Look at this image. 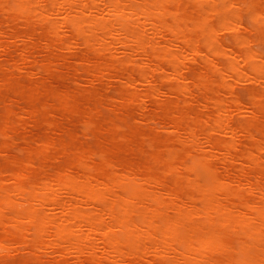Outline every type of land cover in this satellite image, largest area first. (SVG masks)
Listing matches in <instances>:
<instances>
[{"label":"bare ground","instance_id":"6f19581e","mask_svg":"<svg viewBox=\"0 0 264 264\" xmlns=\"http://www.w3.org/2000/svg\"><path fill=\"white\" fill-rule=\"evenodd\" d=\"M0 264H264V0H0Z\"/></svg>","mask_w":264,"mask_h":264},{"label":"rangeland","instance_id":"374dc122","mask_svg":"<svg viewBox=\"0 0 264 264\" xmlns=\"http://www.w3.org/2000/svg\"><path fill=\"white\" fill-rule=\"evenodd\" d=\"M131 26H132V27H139V26H141V24L132 23ZM155 41H158V38H155ZM116 47H117V46H115L114 50L116 49ZM114 50H113V51H114ZM79 51H80V50H79ZM114 52L116 53L117 50L114 51ZM112 53H113V52H112ZM132 56H133V58H134L135 60H137V58H136L134 55H132ZM139 63H140V62H139ZM139 63H138V64H139ZM260 86H262V85H260ZM196 146H197L198 148H205V144L202 143V142L197 143ZM46 211H47V212L57 213V210H55V209H50V210H46Z\"/></svg>","mask_w":264,"mask_h":264}]
</instances>
